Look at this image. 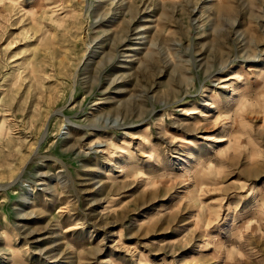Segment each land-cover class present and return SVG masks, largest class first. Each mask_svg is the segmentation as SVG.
I'll return each mask as SVG.
<instances>
[{
  "label": "rangeland",
  "instance_id": "rangeland-1",
  "mask_svg": "<svg viewBox=\"0 0 264 264\" xmlns=\"http://www.w3.org/2000/svg\"><path fill=\"white\" fill-rule=\"evenodd\" d=\"M0 264H264V0H0Z\"/></svg>",
  "mask_w": 264,
  "mask_h": 264
},
{
  "label": "bare ground",
  "instance_id": "bare-ground-1",
  "mask_svg": "<svg viewBox=\"0 0 264 264\" xmlns=\"http://www.w3.org/2000/svg\"><path fill=\"white\" fill-rule=\"evenodd\" d=\"M123 5V4H122Z\"/></svg>",
  "mask_w": 264,
  "mask_h": 264
}]
</instances>
